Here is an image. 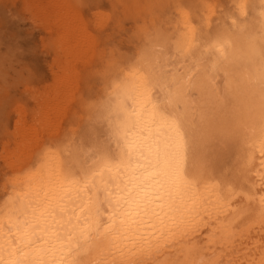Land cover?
I'll use <instances>...</instances> for the list:
<instances>
[{
	"label": "rangeland",
	"instance_id": "374dc122",
	"mask_svg": "<svg viewBox=\"0 0 264 264\" xmlns=\"http://www.w3.org/2000/svg\"><path fill=\"white\" fill-rule=\"evenodd\" d=\"M263 35L264 0H0V214L41 169L75 185L114 165L119 88L141 78L181 135L184 185L238 211L169 264H264Z\"/></svg>",
	"mask_w": 264,
	"mask_h": 264
},
{
	"label": "bare ground",
	"instance_id": "6f19581e",
	"mask_svg": "<svg viewBox=\"0 0 264 264\" xmlns=\"http://www.w3.org/2000/svg\"><path fill=\"white\" fill-rule=\"evenodd\" d=\"M151 90L141 78L119 88L114 165L75 185L41 169L1 212L0 264L15 251L12 240L33 230L43 238L40 247L50 250L45 259L52 264H169L180 251L186 255L200 243L208 248L218 226L235 218L236 203L222 206L210 193L197 197L184 185L181 135L159 112ZM250 148L246 161L256 181L255 202L264 209V122Z\"/></svg>",
	"mask_w": 264,
	"mask_h": 264
},
{
	"label": "snow or ice",
	"instance_id": "6c2138e0",
	"mask_svg": "<svg viewBox=\"0 0 264 264\" xmlns=\"http://www.w3.org/2000/svg\"><path fill=\"white\" fill-rule=\"evenodd\" d=\"M98 215V213H97ZM101 227L110 228L106 222H102ZM121 228H117L113 234H118ZM43 242V238L37 235L36 230L32 232H24V238L19 242L12 240L11 247L15 249L14 252L9 253V259L4 261L3 264H52L51 261L45 259V256L49 254L48 248H41L40 245ZM21 245H23L21 247ZM3 251V246H0V252ZM62 264H68L67 261H63Z\"/></svg>",
	"mask_w": 264,
	"mask_h": 264
}]
</instances>
